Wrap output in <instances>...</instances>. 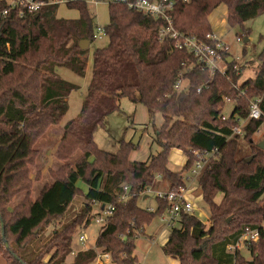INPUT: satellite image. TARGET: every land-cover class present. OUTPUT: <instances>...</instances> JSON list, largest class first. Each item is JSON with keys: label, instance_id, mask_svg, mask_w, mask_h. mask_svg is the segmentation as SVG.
Segmentation results:
<instances>
[{"label": "trees", "instance_id": "16d2710c", "mask_svg": "<svg viewBox=\"0 0 264 264\" xmlns=\"http://www.w3.org/2000/svg\"><path fill=\"white\" fill-rule=\"evenodd\" d=\"M104 2L109 10L104 26L108 43L93 52V72L82 109L65 125L56 150L60 165L50 170L52 183H46L34 200L31 167L41 154L36 143L51 126L61 123L69 110V96L80 88L63 79L57 69L86 75L89 48L81 49L80 42L93 43L98 25L85 1L69 3L67 7L77 10L79 17L67 19L58 17L57 4L31 12L0 0V12L7 11L0 22V216L8 243L7 247L2 238L0 218V258L5 264H66L74 230L92 223L98 204L101 211L108 205L115 209L95 247L110 253L113 264H138L137 239L147 235V227L168 207L158 200L155 211L144 209L138 199L154 190L159 180L169 190L185 186V172L199 160L195 152L204 155L217 149L198 178L210 208L209 226L195 215L183 214L163 250L179 264H264V149L254 143L260 121L250 119L242 126L251 151L241 158L242 135L233 131L248 118L251 99L262 97L264 112V50L258 55L254 78L241 82L245 67L236 69L235 63L228 65L225 74H211L188 51L160 39L162 19L113 0ZM222 4L227 6L230 28H243L264 14V0H191L178 2L171 16L176 29L205 39L212 31L209 16ZM244 31L250 34L249 29ZM180 79L183 87L176 89ZM122 97L143 104L154 125L161 151L147 162L130 159L139 144L122 140L112 154L95 140L107 117L119 111ZM228 99L235 107L225 116ZM159 113L164 121L157 127ZM173 149L187 156L182 171L169 167ZM80 181L86 184L85 191L79 188ZM20 193L25 197L12 208ZM79 195L85 203L76 218L45 236V229L62 218ZM247 228L260 230L258 241L246 247L250 258L242 249L228 250ZM96 257L95 248L79 251L73 264H93Z\"/></svg>", "mask_w": 264, "mask_h": 264}, {"label": "rangeland", "instance_id": "374dc122", "mask_svg": "<svg viewBox=\"0 0 264 264\" xmlns=\"http://www.w3.org/2000/svg\"><path fill=\"white\" fill-rule=\"evenodd\" d=\"M8 3H12L13 0H6ZM90 10L95 17L97 25L105 26L109 22L108 13V3L103 2L97 5L89 4ZM58 15L60 17L75 19L78 17V13L74 9L68 8L66 5H60L58 9ZM210 22L213 28L220 25V21L224 20L222 26L228 31L225 37L231 46V51L234 56H238L240 60L237 62L239 66H244V71L242 73L241 82H244L248 78H254L258 71V55L264 50V14L247 21L244 27L230 28L227 23V11L224 4L217 7L212 14L209 16ZM221 21V22H222ZM250 30V34L246 35L244 30ZM241 38V42H237V38ZM245 38H248V42H245ZM107 39L102 41H94L89 47L87 71L84 77H79L77 74L69 70L76 76V83L80 87L75 90L69 96V111L61 121L59 125L51 126L47 133L36 143V148L40 150L41 154L35 165H32V176L34 178L32 186V198L36 200L39 196V192L46 183H52V178L50 175V170L58 168L60 162L56 158L55 145L59 137L63 136L65 123L76 117V113H79L80 105H83V95L85 93L84 86L90 77H92L93 72V52L97 47L103 46ZM244 49L246 50L244 53ZM59 69V68H58ZM61 69V68H60ZM59 69V70H60ZM63 78V77H62ZM68 80L66 78H63ZM69 81V80H68ZM119 111L113 112L107 117L106 126L99 128L95 133V140L98 146L112 154L117 153L120 148L122 140L127 142H133L137 134L141 130H145L140 136L139 148L132 151L130 154V159L132 161L147 162L153 155H157L161 151V146L155 141L154 125L150 122L149 113L147 108L141 103H133L127 97H122L119 100ZM235 104L233 102H227L224 109V115L229 116L234 110ZM164 121L162 114H157L154 124L160 127ZM64 126V128H63ZM57 132V133H56ZM61 136V137H62ZM54 139V141H53ZM262 140V136L258 132L254 135V143L258 144ZM53 141V142H52ZM136 144V145H137ZM47 151L48 154L46 155ZM251 151V145L247 142L242 135L240 140V151L238 157L241 158ZM49 154L50 158L49 159ZM80 153L75 154L71 162H73ZM92 160V159H91ZM187 156L182 150L173 149L169 156V167L173 171H182L185 166ZM43 171H45L43 173ZM41 173V177H38V173ZM185 179L189 175V172H185ZM188 182V181H187ZM78 186L82 190H86L87 186L84 182L80 181ZM188 188L191 189L192 193L189 195L191 200L195 202L197 210L194 213L202 222L209 226V215L210 208L204 202L203 198L200 197L202 191L198 184V180H194L187 184ZM168 190V186L165 181L159 180L155 190ZM196 190V191H195ZM151 191L147 193V197L141 196L138 199V204L144 209H154L156 210L159 201L155 193ZM25 197V193H20L17 195L10 206L16 207L20 201ZM221 195L218 196V201L221 199ZM85 199L82 195H79L72 202L68 208L66 214L59 218L58 220L51 223L45 230L44 235L49 236V233L54 227H61L63 224H67L72 221L84 206ZM101 214L100 205L95 204L93 208V220L92 223L85 228L84 224L78 225L74 230L72 236V253L68 257L66 264H73L75 257L79 251L84 247L79 242V237L81 235L86 236L87 242L86 247L91 248L96 244L97 237L104 226V223L97 222ZM177 226V225H176ZM171 231L166 222L162 221L160 217H157L153 223L147 227V235L139 237L136 241V251L135 255L138 257V264H179V260L165 254L163 247L166 243L168 235ZM153 239H155L153 241ZM242 253L246 258H250L249 252L246 247L242 248ZM48 259V257H47ZM0 264H5V260L0 258ZM94 264V263H93ZM113 264V263H112Z\"/></svg>", "mask_w": 264, "mask_h": 264}, {"label": "built area", "instance_id": "2783aa9c", "mask_svg": "<svg viewBox=\"0 0 264 264\" xmlns=\"http://www.w3.org/2000/svg\"><path fill=\"white\" fill-rule=\"evenodd\" d=\"M76 1H85L88 4H99L103 3L105 0H13L10 3L11 7L24 6L28 8L31 12H36L46 5H68ZM119 3L126 4L129 9L142 13L146 16L152 17L154 19H162L164 24L159 29V36L161 40H170L175 45L176 49L186 50L188 53L192 54L201 64L204 69L210 71L211 74L221 73L225 74L228 70V58L233 57L234 67L238 69L240 66L237 62L240 58L234 56L231 51L230 44L220 35L215 28L208 33L205 39H200L195 35H189L176 29L174 20L171 16V11L174 9L178 2L183 4H188L191 0H113ZM7 11L0 12V22L1 17L6 14ZM212 14V13H211ZM210 20V19H209ZM105 37L104 26L98 25L95 32V41L101 40ZM237 42H241V38H237ZM183 87V80H178L175 88L181 89ZM200 91V89H199ZM228 102H231L228 99ZM262 97H256L250 101L249 115L246 120H241V125L239 127H234L233 131L235 134L242 135V126H244L248 120H258L260 125L256 132L262 136L264 140V112L261 108ZM218 150L214 149L211 152H206L204 155H200L199 152L195 154L199 157V160L194 164V166L188 171L189 175L186 178V185L181 186L178 189L173 190H149L147 193L153 191L158 198V200H163L167 202L168 207L163 214L162 221L174 228L179 223V220L183 214L194 215L197 210L195 202L190 198L192 193L191 189L188 188L187 184L194 180H198L200 174L205 168L207 162L216 154ZM188 181V182H187ZM128 186L124 187L125 191H128ZM196 191V190H195ZM202 197V194L200 195ZM127 196H123L121 200L125 201ZM115 207L113 205H108L103 207L97 222L107 224L109 217L113 214ZM155 211L154 209H150ZM264 229V224L262 225ZM260 236V230L247 228L242 236L237 240L236 243L230 244L228 250L230 252H236L241 250L243 247H247L253 242H257ZM79 242L84 246L81 251L88 250L90 248L86 247L87 238L84 235L79 237ZM95 248L97 252V257L94 264H112L111 254L101 250L100 248Z\"/></svg>", "mask_w": 264, "mask_h": 264}, {"label": "crops", "instance_id": "0c3cea01", "mask_svg": "<svg viewBox=\"0 0 264 264\" xmlns=\"http://www.w3.org/2000/svg\"><path fill=\"white\" fill-rule=\"evenodd\" d=\"M8 3V2H7ZM10 4V3H9ZM75 10V9H74ZM77 11V10H76ZM226 11L228 12V9H227V6H226ZM77 13H78V17H79V12L77 11ZM108 13H109V10H108ZM58 17H60L59 15H58ZM77 17V18H78ZM60 18H64V17H60ZM68 19V18H67ZM76 19V18H75ZM222 21V20H221ZM220 21V25H218V26H216L215 25V30L220 34V35H222L223 36V38L224 39H226L225 37L227 36V33H228V31L224 28V26H222V23H223V21L221 22ZM105 39H107V37L105 36V37H103V39H101L100 41H102V40H105ZM99 41V40H98ZM97 41V42H98ZM227 41V40H226ZM228 42V41H227ZM107 43H108V39H107V41H106V43L103 45V46H100V47H104V46H106L107 45ZM98 48V47H97ZM95 50V49H94ZM60 69V68H59ZM59 69H57V73L61 76V77H63V78H66V79H68L69 80V82H72V83H74V84H78V83H76V81H75V79H76V76H75V74H73L72 72H70L69 70H66V69H63V68H61L60 70ZM67 80V81H68ZM90 81H91V77L89 78V80H88V82L85 84V85H83L84 86V90H85V93H84V95H83V98H82V100L84 101V97H85V95H86V92H87V88H88V86H89V84H90ZM69 100V99H68ZM82 102H81V105H80V109L78 110V112L80 113V111H81V109H82ZM69 111V110H68ZM68 113V112H67ZM79 113H76L77 115H76V117L79 115ZM75 117V118H76ZM68 123V122H67ZM67 123H65V125L67 124ZM64 125V126H65ZM64 126H63V128H64ZM57 133V132H56ZM61 136H62V134H61ZM59 137V140H57V143H56V145H55V149L58 147V144H59V142H60V140H61V138L62 137ZM53 141H54V139H53ZM52 141V142H53ZM48 152H50V151H47V153H46V155L48 154ZM49 159H51L50 158V154H49ZM186 162H187V160H186ZM186 164V163H185ZM45 171H43V173H44ZM147 197V195L144 197V198H146ZM103 208V207H102ZM155 239H153V241H154Z\"/></svg>", "mask_w": 264, "mask_h": 264}, {"label": "water", "instance_id": "95a60500", "mask_svg": "<svg viewBox=\"0 0 264 264\" xmlns=\"http://www.w3.org/2000/svg\"><path fill=\"white\" fill-rule=\"evenodd\" d=\"M0 35H1V32H0ZM244 41H245V42H248L249 40H248V38H245ZM90 45H91V41H90V40H83V41L80 42L81 49H83V50L88 49V48L90 47ZM232 62H233V57L228 58V63L231 64ZM143 133H144V130H141V131L137 134L136 138L133 140V143H134V144H137V143H138L139 138H140V136H141ZM258 147L261 148V149H264V140H261V141L258 143ZM252 159H253V157L251 156L250 158L247 159V161L250 162ZM0 218H1V216H0ZM1 225H2V230H1L2 238H3V240H4L5 244H6V246L8 247V243H7L6 238H5V227H4V223H3L2 218H1Z\"/></svg>", "mask_w": 264, "mask_h": 264}]
</instances>
